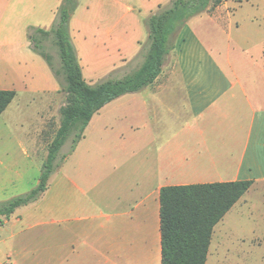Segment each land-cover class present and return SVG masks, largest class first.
Segmentation results:
<instances>
[{
	"label": "crops",
	"instance_id": "0c3cea01",
	"mask_svg": "<svg viewBox=\"0 0 264 264\" xmlns=\"http://www.w3.org/2000/svg\"><path fill=\"white\" fill-rule=\"evenodd\" d=\"M59 1L43 0L42 23L34 9L40 2L0 0V89L16 91L8 107L20 96L56 97L60 90L25 34L31 25L49 30ZM166 1L153 0L148 16ZM223 6L204 13L221 20ZM138 31L98 26L89 35L70 27L85 79L92 84L136 58L144 41ZM252 52L238 58L223 39H204L188 21L158 78L95 113L60 167L58 185L50 182L49 247L12 249L0 264H26L28 257L32 264H161V188L245 180L253 183L218 222V234L238 233L241 250L264 257V47L257 58ZM35 129L30 137L47 157L53 139L38 146L46 122ZM41 222L25 217V230Z\"/></svg>",
	"mask_w": 264,
	"mask_h": 264
},
{
	"label": "trees",
	"instance_id": "16d2710c",
	"mask_svg": "<svg viewBox=\"0 0 264 264\" xmlns=\"http://www.w3.org/2000/svg\"><path fill=\"white\" fill-rule=\"evenodd\" d=\"M223 1L170 0L166 5H159L146 20L148 40L137 56L140 57L137 67L117 79L106 78L96 84L85 79L70 34L69 22L77 0L63 1L53 28L30 26L32 47L50 65L66 93V102L60 108V126L49 143L38 185L25 194L0 202V222L18 208L39 199L59 167L58 155L67 140H72L70 150L73 151L93 115L103 106L151 85L162 73L180 29L193 17L215 9ZM45 37H51L57 48L60 68L54 66L52 56L44 50ZM15 96V90L0 89V115ZM252 183L245 180L163 186L160 190L161 264H206L214 227Z\"/></svg>",
	"mask_w": 264,
	"mask_h": 264
},
{
	"label": "rangeland",
	"instance_id": "374dc122",
	"mask_svg": "<svg viewBox=\"0 0 264 264\" xmlns=\"http://www.w3.org/2000/svg\"><path fill=\"white\" fill-rule=\"evenodd\" d=\"M26 1L29 3L33 1L40 2V5L34 9L35 11H42L39 22L43 23L44 19L42 16L45 15L43 0ZM55 1L58 2L59 0H52L53 3ZM63 1H59V8ZM152 1L77 0V7L72 14H75L74 20L71 26L70 19L69 27L74 30L83 27L87 34L92 35L93 30L98 26L105 29L113 25H136L139 29V36L144 40L142 43L143 48L148 40L146 20L148 18V7ZM169 1H166V4ZM223 5H225L222 8L224 11L223 19L219 20L216 15L203 13L189 20V25L195 31H198L204 39H210V37L223 39L225 43L231 45L237 57L241 54L243 55V52L249 49L254 50L252 54L256 58L259 57L257 56L259 55V50L264 47V0H224ZM59 8L50 29L53 28L57 19ZM215 9L208 12L215 11ZM29 20L36 22L37 19ZM220 24L224 26L223 29L219 27ZM29 27L25 29L26 38H30ZM71 38L74 43L72 35ZM175 39L176 36L173 41ZM43 45L44 50L52 56L54 66L60 68V58L57 48L53 45L52 38L45 37ZM110 51L113 58L117 59L119 57L120 51L117 48H111ZM139 62L140 57H136L127 64L124 63V67L122 66L121 69L115 72L99 73L92 84H96L106 78L117 79L124 73L135 69ZM65 102L66 93L60 87L56 97L53 95H40L33 98L20 96L0 116V147L3 148V152H0V174H5L7 178V180L3 178L2 183L0 178V202L25 194L38 185L46 153L36 151L30 133L36 131L35 127L40 120L46 122V130L38 134V146L44 150L46 148L45 145L55 137V131L58 129L61 120L60 108ZM49 104H51L50 109L46 111ZM72 144V140L68 139L59 152L57 161H60V164L58 169L51 175L49 185L52 181V186L56 187L58 185L60 167L65 162V155L71 153ZM6 148L8 149L7 155L4 153ZM63 155L65 156L64 158ZM45 192L39 199L18 208L8 219L5 218L3 223L0 222V260L3 262L5 257L2 254L12 249L49 247L50 224L48 221L52 218V214L49 209L50 194L48 195ZM25 217L42 222L34 226V228L25 230L28 228L24 223ZM8 220L9 222H7ZM221 226L222 222L214 228L212 248L207 264H264V257L260 256L256 250H252V252L244 248L241 250V241L237 238L238 233H226L223 230L220 233L221 235L218 234ZM28 258L29 262L26 264H32V257Z\"/></svg>",
	"mask_w": 264,
	"mask_h": 264
}]
</instances>
